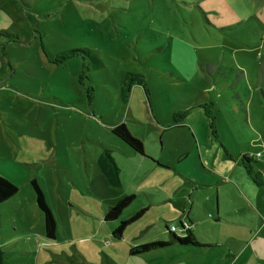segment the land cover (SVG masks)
Returning a JSON list of instances; mask_svg holds the SVG:
<instances>
[{"label": "rangeland", "instance_id": "rangeland-1", "mask_svg": "<svg viewBox=\"0 0 264 264\" xmlns=\"http://www.w3.org/2000/svg\"><path fill=\"white\" fill-rule=\"evenodd\" d=\"M76 50L90 53L68 55ZM118 123L146 157L113 133ZM105 148L120 161L121 186L100 170ZM245 154L264 201V0H0V175L19 186L0 203L5 264H180L169 246L130 250L171 239L172 226L182 234L193 200L219 199L182 167L228 182L221 198L236 200ZM128 194L131 205L107 221Z\"/></svg>", "mask_w": 264, "mask_h": 264}, {"label": "crops", "instance_id": "crops-1", "mask_svg": "<svg viewBox=\"0 0 264 264\" xmlns=\"http://www.w3.org/2000/svg\"><path fill=\"white\" fill-rule=\"evenodd\" d=\"M177 108L180 107L177 106ZM183 108L189 110L188 106ZM184 121V115L179 117L178 121L173 119L175 124ZM195 149V164L198 169L204 163L206 157L201 151L203 150L202 146ZM133 151L140 155L135 150ZM186 155L189 154L186 153ZM113 156L120 167L121 173L120 161L115 155ZM141 156L146 157L143 154ZM177 162L179 163V161L174 163ZM179 171L193 179L190 185L196 187L198 191L215 189L216 194H219V199L217 195L216 201L204 199L197 203L196 200H193L190 204L187 219L192 225L195 223V228L193 226L191 231L199 245H182L177 242L168 245L172 248L164 250L174 251V255H172L173 262L179 261L180 264H264V201L259 197L260 191L256 190L258 188L251 184L252 177L245 167H242L239 174L247 180L241 185L236 184L235 188L238 191V195H235L236 200L221 198V188L228 185V182L221 178L214 176L210 181H202L199 179L201 177L200 171L199 173L193 172V176L187 168L182 167ZM199 207H202L204 211L200 210ZM207 223H210L208 225L209 230H206ZM186 234L187 232L183 231L182 234L178 235L183 236Z\"/></svg>", "mask_w": 264, "mask_h": 264}, {"label": "trees", "instance_id": "trees-1", "mask_svg": "<svg viewBox=\"0 0 264 264\" xmlns=\"http://www.w3.org/2000/svg\"><path fill=\"white\" fill-rule=\"evenodd\" d=\"M82 52H85L87 54L90 53L88 50H85V51L76 50V51H71L68 55L69 56L80 55ZM58 60L59 59H57V61ZM180 116L183 117V114H180ZM173 119L175 121H178V115H174ZM212 122L214 125L215 120L212 119ZM112 131L116 136H118L123 141H125L133 150H135L136 152L140 154L145 155V147H144L143 141L140 138L133 135L125 123H118L114 125ZM246 158L248 160L250 159L245 154V156H243V160L245 162L244 163L245 169L248 171V174L253 178L251 169L249 168V166L246 165V161H245L247 160ZM99 164H100L103 174L106 176L107 180L109 181L111 185H114V186L122 185L120 167L117 164L110 149L108 148L104 149V151L99 157ZM32 185L36 192L37 205L39 209L43 212L44 217H45L46 236L49 239H55L58 234V225H57L56 217L46 200L43 189L41 188V186L39 185L36 179L32 180ZM18 192H19L18 185H16L14 182L10 181L6 177L0 175V203L7 201L8 199L16 195ZM134 199H135L134 194H128L122 197L115 205H111L109 207V210L105 216V219L107 221H113V220L118 219L122 215L123 211L131 205ZM146 210L147 208H142L137 213L132 215L130 218L122 220L120 224L115 228L114 235L116 237H122L125 229L133 222H136L137 220H139ZM0 224H1V211H0ZM181 226H184V222L181 223ZM168 230L172 235L171 240L153 241V242L137 245L131 248L130 253L131 254H141V253L148 252L155 248L171 245L172 243H175V242L182 244V245H188V244L199 245V242L195 239L194 235L192 234L191 228L186 229L185 231L187 232V234L183 236L176 234V231H172L171 228H169ZM3 259H4L3 253L0 250V264H5Z\"/></svg>", "mask_w": 264, "mask_h": 264}, {"label": "built area", "instance_id": "built-area-1", "mask_svg": "<svg viewBox=\"0 0 264 264\" xmlns=\"http://www.w3.org/2000/svg\"><path fill=\"white\" fill-rule=\"evenodd\" d=\"M190 228H192V223H189V222H186V223H184V226H181V230H183V231H185L186 229H190ZM177 229L178 228L176 226L171 227L172 231H177Z\"/></svg>", "mask_w": 264, "mask_h": 264}]
</instances>
